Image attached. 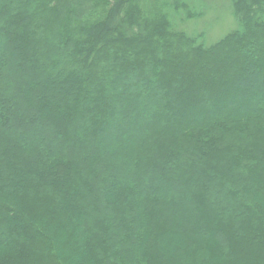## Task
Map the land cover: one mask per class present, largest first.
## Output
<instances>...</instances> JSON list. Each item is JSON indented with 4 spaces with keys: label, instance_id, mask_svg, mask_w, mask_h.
Wrapping results in <instances>:
<instances>
[{
    "label": "trees",
    "instance_id": "obj_1",
    "mask_svg": "<svg viewBox=\"0 0 264 264\" xmlns=\"http://www.w3.org/2000/svg\"><path fill=\"white\" fill-rule=\"evenodd\" d=\"M232 6L206 46L174 1L0 0V264H264V0Z\"/></svg>",
    "mask_w": 264,
    "mask_h": 264
},
{
    "label": "rangeland",
    "instance_id": "obj_2",
    "mask_svg": "<svg viewBox=\"0 0 264 264\" xmlns=\"http://www.w3.org/2000/svg\"><path fill=\"white\" fill-rule=\"evenodd\" d=\"M173 1L179 8L171 13L172 28L185 32L189 37L197 38V42L203 45L207 46L217 42L237 27L232 0H169V2ZM182 4L183 7L181 6ZM51 100H54V98L50 97L48 99V101ZM233 107L232 102L225 106L227 109H232ZM192 118L195 119L196 117ZM130 131L132 132V130ZM47 134L52 139L53 136L50 131H47ZM93 148V143L86 144L83 149L85 157L82 158L76 154L74 161L83 167V164L89 165L86 163V158H89L90 161L88 162L92 164L88 167L93 171L98 170L99 166L105 164L112 167L110 163H104L95 157L98 152H92ZM175 226H178V224H175Z\"/></svg>",
    "mask_w": 264,
    "mask_h": 264
}]
</instances>
